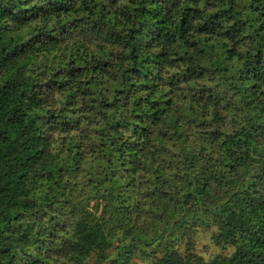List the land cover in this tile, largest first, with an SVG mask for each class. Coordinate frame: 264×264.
<instances>
[{"label": "trees", "instance_id": "1", "mask_svg": "<svg viewBox=\"0 0 264 264\" xmlns=\"http://www.w3.org/2000/svg\"><path fill=\"white\" fill-rule=\"evenodd\" d=\"M261 21L264 0H0V264H200L207 231L235 249L211 264H264Z\"/></svg>", "mask_w": 264, "mask_h": 264}, {"label": "clouds", "instance_id": "2", "mask_svg": "<svg viewBox=\"0 0 264 264\" xmlns=\"http://www.w3.org/2000/svg\"><path fill=\"white\" fill-rule=\"evenodd\" d=\"M264 22V21H261ZM229 47H231V43H229ZM240 52H244V46L241 45L240 46ZM227 67H229L230 71L227 73L221 72V76H223L225 78V80H227L228 77H232L235 76L238 72V69L241 68L243 66V60L240 59H236L232 62H229L227 65ZM174 71V70H173ZM170 78V76H169ZM207 83V81L202 82V85ZM216 83H223L220 78L218 77L216 80ZM228 84L234 83V81L232 80H228L227 82ZM225 87H227V84L224 85ZM167 90V89H162V91ZM111 95L109 94V96L107 97L108 100H111ZM193 109L194 111L192 112H187L186 107L182 108L180 110H175V115L177 118H179L182 114L185 116V118H187L188 116H193L196 117L198 120L200 119H207L208 117H202L199 115L200 113V108L196 105H193ZM133 108L131 106H129V108L127 109H122V112L127 113V116L130 118L133 114ZM209 112V116H211L212 113V109L209 108L208 109ZM89 115L91 117H93L94 119H99V117L96 116L95 112L89 113ZM119 118V117H117ZM111 122V117H109V120L107 122H102L101 126L103 127L105 123H110ZM135 123V122H133ZM183 124V122H182ZM166 131L168 129H165ZM121 135L124 136L125 140H129V139H136V137L132 136V129L131 126L129 128V130L127 132H121ZM111 135V134H110ZM110 138V136H109ZM93 140L96 139V137H92ZM91 141H87V143H90ZM155 142V141H154ZM157 146L159 147V143H157ZM178 147H180V145H177ZM164 147H170L169 144H165ZM154 151V150H153ZM213 231H215V229H213ZM211 233L208 234V237L202 238V239H197L195 236L193 237V239L196 240V245L194 248L190 249V251L194 252L196 254V257L199 259L200 257H203V260L200 261V264H211V261H213L217 254L221 253L222 249H225V253L226 255H230L231 252H233L235 249L234 248H228L223 241H219V246H217V242L215 240H212L211 238ZM146 239V238H145ZM188 237H185L184 240L179 241L175 244V247L177 250H179L181 253L184 252V245L185 242L187 241ZM155 247V244H152L151 247H147L145 248L143 245H140V248L143 249V264H155V261L159 258V256L162 254V252L158 251L157 253H153L152 249ZM205 252L207 253V255H205ZM141 255L140 251H137V256L139 257ZM134 264V262H133Z\"/></svg>", "mask_w": 264, "mask_h": 264}, {"label": "rangeland", "instance_id": "3", "mask_svg": "<svg viewBox=\"0 0 264 264\" xmlns=\"http://www.w3.org/2000/svg\"><path fill=\"white\" fill-rule=\"evenodd\" d=\"M39 183L42 184V186L39 188L37 194L38 197L44 196L45 194L49 193L52 189H56L57 188V183L55 182V180L40 175V180ZM211 233L210 231L207 232H200L199 235L197 236V239H202L205 237H208V234ZM212 239V234L211 237ZM141 253V252H140ZM225 251L222 249L221 253L217 254V255H224ZM232 253V252H231ZM205 255H207V253L205 252ZM143 254L141 253V255L138 257L136 254V262L137 264H143Z\"/></svg>", "mask_w": 264, "mask_h": 264}]
</instances>
